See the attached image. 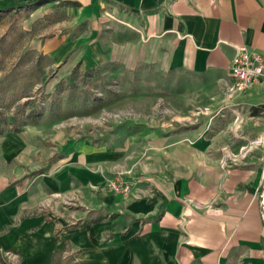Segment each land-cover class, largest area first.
<instances>
[{
	"label": "crops",
	"instance_id": "1",
	"mask_svg": "<svg viewBox=\"0 0 264 264\" xmlns=\"http://www.w3.org/2000/svg\"><path fill=\"white\" fill-rule=\"evenodd\" d=\"M33 1L0 13L68 3L72 22L40 43L51 60L194 76L210 111L99 146L0 134V248L20 264H264V144L240 156L264 134V75L227 93L236 47L264 58V0Z\"/></svg>",
	"mask_w": 264,
	"mask_h": 264
},
{
	"label": "rangeland",
	"instance_id": "2",
	"mask_svg": "<svg viewBox=\"0 0 264 264\" xmlns=\"http://www.w3.org/2000/svg\"><path fill=\"white\" fill-rule=\"evenodd\" d=\"M49 7L43 2L38 8L21 6L0 13L1 110L10 117L17 105L35 98L42 119L25 125L23 131L39 130L48 148L62 142L99 146L119 141L123 133L142 137L157 129L193 127L210 111L202 104L210 99L209 93L202 91L194 76L164 74L156 68L118 74L112 67L85 71L72 54L62 61L51 60L41 44L64 32L73 13L61 1ZM56 94L61 112L53 118L50 101ZM260 138L244 142L243 148H251L242 152L263 145L253 143ZM0 264L20 261L4 262L2 257Z\"/></svg>",
	"mask_w": 264,
	"mask_h": 264
},
{
	"label": "built area",
	"instance_id": "3",
	"mask_svg": "<svg viewBox=\"0 0 264 264\" xmlns=\"http://www.w3.org/2000/svg\"><path fill=\"white\" fill-rule=\"evenodd\" d=\"M235 56L231 62V70L233 82L227 88V93L230 95L244 94L247 90L251 89L259 83L260 78L264 75V58L261 52L251 49L247 45L236 47ZM259 141V142H258ZM257 143H264V135ZM117 191H128V187L122 185L121 180L114 181L111 185ZM262 211L264 214V194L261 197ZM3 257L4 262H19L20 255L15 251L3 250L0 248V258ZM78 264V263H74Z\"/></svg>",
	"mask_w": 264,
	"mask_h": 264
},
{
	"label": "trees",
	"instance_id": "4",
	"mask_svg": "<svg viewBox=\"0 0 264 264\" xmlns=\"http://www.w3.org/2000/svg\"><path fill=\"white\" fill-rule=\"evenodd\" d=\"M39 0L33 1L31 4L35 5ZM50 101V113L53 118L58 116L61 112V103L59 102L58 96L52 97ZM34 104V105H32ZM32 105V106H31ZM31 106V107H30ZM28 107H30L28 109ZM39 104L35 103V98L25 100L22 104L17 105L13 110L10 117L4 114L0 107V134L7 132H20L24 129L25 125L39 122L42 117L40 115Z\"/></svg>",
	"mask_w": 264,
	"mask_h": 264
},
{
	"label": "bare ground",
	"instance_id": "5",
	"mask_svg": "<svg viewBox=\"0 0 264 264\" xmlns=\"http://www.w3.org/2000/svg\"><path fill=\"white\" fill-rule=\"evenodd\" d=\"M247 147L251 148V146L249 145V146L244 147L243 150H245ZM243 154H244L243 152L240 153V156H242Z\"/></svg>",
	"mask_w": 264,
	"mask_h": 264
}]
</instances>
